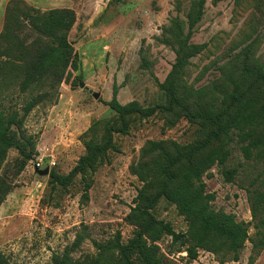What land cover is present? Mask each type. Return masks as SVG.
<instances>
[{
	"label": "rangeland",
	"instance_id": "1",
	"mask_svg": "<svg viewBox=\"0 0 264 264\" xmlns=\"http://www.w3.org/2000/svg\"><path fill=\"white\" fill-rule=\"evenodd\" d=\"M194 1L73 0L77 21L69 39L86 70L74 72L59 96L36 106L26 117L25 129L37 141L33 159L41 155L46 162L53 155L56 164L50 170L68 173L85 151L83 133L95 121L114 116L105 102L113 98L115 89L122 104L132 100L143 106L164 103L166 98L157 82L166 79L176 60L175 49L164 39L170 37L174 19L184 25L186 34L189 32L187 14ZM2 12L0 9V33L5 22ZM25 34L30 36L29 31ZM189 41L204 45L190 58L185 73L187 83L195 88L222 78L224 68L239 56L251 54L264 62V0H206L201 20L190 30ZM77 74L82 80L72 86ZM4 76L0 78V110L20 109L31 94L20 92L17 78ZM82 81L88 89L99 92V98L81 87ZM48 123L57 125L58 130H48ZM194 130L185 118L169 127L160 113L136 119L128 134L116 135L119 151L112 152L109 162L98 168L88 202H81L79 182L68 190L52 191L49 175H40L31 160L19 172L21 157L12 148L0 168L11 187L0 205V249L10 264H53L55 254L66 252L73 259H82L95 254L94 241H107L119 232L126 241L134 227L125 218L142 185L131 171L132 164L149 140L187 143L193 139ZM43 144L51 148L47 153L40 149ZM230 148L226 165L236 169L234 179L227 181L221 167L215 165L204 177L206 189L215 194L213 207L247 223L254 237L249 192L264 191V163L246 159L236 141ZM154 213L176 231L187 230L185 218L165 199ZM159 245L173 264H264V247L254 249L250 240L238 260L224 262L207 250H200L191 260L179 244H172L170 236Z\"/></svg>",
	"mask_w": 264,
	"mask_h": 264
},
{
	"label": "trees",
	"instance_id": "2",
	"mask_svg": "<svg viewBox=\"0 0 264 264\" xmlns=\"http://www.w3.org/2000/svg\"><path fill=\"white\" fill-rule=\"evenodd\" d=\"M205 2L196 0L192 4L187 14V34L184 25L174 19L170 37L164 39L176 53L166 79L157 82L165 102L143 106L132 100L122 104L115 89L113 98L105 102L114 116L95 121L83 133L84 153L66 174L52 168L48 184L56 191L68 190L79 182L81 202H88L98 168L109 162L112 152L119 151L116 135L128 134L136 119L160 113L171 127L185 118L195 126L193 139L187 143L149 140L143 147L131 166L142 185L125 218L134 227L126 241L119 232L107 241H94V255L73 259L69 252L55 254L53 264H173L159 245L167 236L191 260L200 250H207L218 255L221 262L236 261L248 240L254 249L264 247V191L249 192L255 228L251 237L247 223L213 207L215 194L207 191L204 181L215 165L221 167L227 181L234 179L236 169L226 165L233 141L246 159L264 163V62L245 54L225 67L219 80L198 88L187 83L189 60L204 47L190 42L189 35L202 18ZM76 21L72 8L41 10L25 0L8 2L0 33V78H17L20 92H29L31 97L20 109L0 110V168L12 148L21 157L19 172L33 159L37 141L25 129L26 117L36 106L59 96L61 85L80 70V55L69 39ZM78 79L82 80L80 74L75 75L72 86ZM10 188L0 172V205ZM162 199L185 218V232L176 231L170 222L156 216L154 209ZM0 264H10L1 249Z\"/></svg>",
	"mask_w": 264,
	"mask_h": 264
},
{
	"label": "crops",
	"instance_id": "3",
	"mask_svg": "<svg viewBox=\"0 0 264 264\" xmlns=\"http://www.w3.org/2000/svg\"><path fill=\"white\" fill-rule=\"evenodd\" d=\"M8 1L10 0H0V2L2 3V6L0 5V9H2V16H5V11H6V6L8 4ZM28 4L39 8L41 10H48V9H52V8H72L73 9V0H25ZM77 14V13H76ZM85 61V59H84ZM85 62H82V66L80 67V71L82 69V71H85L86 68L84 67ZM90 68H88L89 70ZM66 89V84H62V87H60V92L62 91V89ZM63 94L60 95V103L62 102V97ZM58 104V105H59ZM52 119V116L49 117V121ZM54 123H57V118L54 120ZM51 126V127H50ZM46 128H48V130H58L57 125H54L53 123L50 125L49 123L46 125ZM42 150H50V146H48L47 144H43L41 146ZM54 149V148H52Z\"/></svg>",
	"mask_w": 264,
	"mask_h": 264
},
{
	"label": "built area",
	"instance_id": "4",
	"mask_svg": "<svg viewBox=\"0 0 264 264\" xmlns=\"http://www.w3.org/2000/svg\"><path fill=\"white\" fill-rule=\"evenodd\" d=\"M42 150V149H41ZM45 153H47V151L49 150H42ZM44 156L38 155L36 156L34 159L31 160V165L32 167L36 170V169H43L45 167H52L56 164V157L53 155H50V158L48 161L44 162Z\"/></svg>",
	"mask_w": 264,
	"mask_h": 264
},
{
	"label": "water",
	"instance_id": "5",
	"mask_svg": "<svg viewBox=\"0 0 264 264\" xmlns=\"http://www.w3.org/2000/svg\"><path fill=\"white\" fill-rule=\"evenodd\" d=\"M80 86L83 87V88H85L90 93H92L95 98H99L100 93L99 92H94L91 89H88V87L86 86L85 82H83V81L80 82ZM36 171H38V173L40 175H43V176L49 175V173H50V167L47 166V167H45L43 169H36Z\"/></svg>",
	"mask_w": 264,
	"mask_h": 264
}]
</instances>
